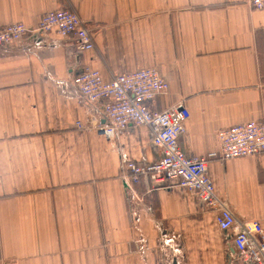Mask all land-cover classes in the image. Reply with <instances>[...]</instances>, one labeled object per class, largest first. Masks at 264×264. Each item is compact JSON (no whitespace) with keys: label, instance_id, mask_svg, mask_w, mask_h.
Here are the masks:
<instances>
[{"label":"crops","instance_id":"0c3cea01","mask_svg":"<svg viewBox=\"0 0 264 264\" xmlns=\"http://www.w3.org/2000/svg\"><path fill=\"white\" fill-rule=\"evenodd\" d=\"M248 2L0 0V28L72 9L96 46L79 55L52 34L0 49V264H233V233L195 194L130 198L122 161L150 165L162 151L147 128L108 142L95 127L102 103L80 106L70 87L83 67L105 80L157 70L170 87L152 109L182 103L190 120L179 146L207 156L220 131L264 118V10ZM208 173L237 226L264 229V154L214 161Z\"/></svg>","mask_w":264,"mask_h":264},{"label":"built area","instance_id":"2783aa9c","mask_svg":"<svg viewBox=\"0 0 264 264\" xmlns=\"http://www.w3.org/2000/svg\"><path fill=\"white\" fill-rule=\"evenodd\" d=\"M256 11L264 10V0H249ZM52 34L70 39L77 54L96 50L93 35L72 9L45 14L36 27L23 23L0 28V49L24 42L31 37L48 39ZM168 82L157 70L146 69L127 74H114L105 80L99 70L83 67L70 87V96L80 106L103 105L104 124H96V131L108 142L129 129L147 128L153 144L162 157L153 164L141 165L123 160L122 179L128 195L144 206L146 196L173 187L185 188L195 194L202 206L216 214L215 223L221 232L233 233L234 264H264V229L260 222L237 226L226 202L221 200L209 177V165L214 161H230L264 154V118L235 125L218 133L219 148L200 158H188L179 146L186 132L190 112L182 103L162 112L152 109L158 96L169 91ZM79 130L86 129L77 122ZM144 186L145 194L135 188ZM137 218V214H134Z\"/></svg>","mask_w":264,"mask_h":264},{"label":"water","instance_id":"95a60500","mask_svg":"<svg viewBox=\"0 0 264 264\" xmlns=\"http://www.w3.org/2000/svg\"><path fill=\"white\" fill-rule=\"evenodd\" d=\"M226 233V232H225ZM230 254V253H229Z\"/></svg>","mask_w":264,"mask_h":264}]
</instances>
